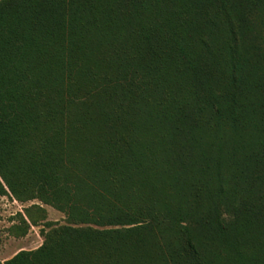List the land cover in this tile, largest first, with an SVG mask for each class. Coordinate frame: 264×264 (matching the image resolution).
Wrapping results in <instances>:
<instances>
[{
	"label": "trees",
	"instance_id": "16d2710c",
	"mask_svg": "<svg viewBox=\"0 0 264 264\" xmlns=\"http://www.w3.org/2000/svg\"><path fill=\"white\" fill-rule=\"evenodd\" d=\"M179 1L189 15L164 51L154 23L143 49L107 58L119 5L0 0V196L40 198L71 223L0 264H127L157 226L166 264H264L247 237L264 229V0ZM160 176L177 199L161 218L148 195ZM215 230L212 252L198 240Z\"/></svg>",
	"mask_w": 264,
	"mask_h": 264
},
{
	"label": "rangeland",
	"instance_id": "374dc122",
	"mask_svg": "<svg viewBox=\"0 0 264 264\" xmlns=\"http://www.w3.org/2000/svg\"><path fill=\"white\" fill-rule=\"evenodd\" d=\"M99 1L104 6H107L108 4L115 5L116 10L117 5H119L118 10L120 12L122 11L121 14H109L111 15V18H114L119 22V28L117 29L118 32L113 34V36L110 34L107 35L105 37L106 39H103L101 42V49L103 50L97 51L98 55H103V57L107 58L113 50L114 45L120 44L121 47H128L129 45L131 47L128 48H134L136 46L138 47L139 43L140 47L143 49L146 39H144V36H141L142 26L147 27L148 31H150L151 28H153L154 23L157 26L155 29L156 46L158 49L164 51V47H167L168 39L171 36L170 28L172 29L173 27L172 30L180 32L182 30L181 24L187 20L189 15L184 12L183 4L179 0H160V6H156L152 3L153 7L151 6V0H135L137 9H134L130 0ZM121 4L124 6L123 9L121 8ZM180 9H182L183 12L180 11ZM168 20H170L171 23H168ZM201 27L202 25H199V22L197 21L192 24V30L194 32L200 31L199 28ZM96 29L97 31H109L102 27L99 28V26H97ZM196 44H198L197 40H194V43L191 45L193 47H198ZM260 74L263 75L262 72H260ZM176 77L177 72L175 71V88ZM175 93H177L176 89ZM161 130L163 129H156L153 133H162L163 131ZM158 178L157 187L153 190L154 193H149L148 195L156 196L157 202L155 203L154 208L159 212L158 216L161 218L164 214L162 209L163 200L168 202L172 201L175 204L177 199L172 200L170 198L174 191L170 187V183H168L167 179L163 176ZM133 199H131V203L135 202ZM213 208L214 203L205 200L203 208L199 210V213L203 216L207 209ZM197 210L198 209L192 210L194 217L196 213L195 211ZM227 211L228 207L225 204L221 206L219 210L224 218L229 216ZM70 224L68 216L63 211L51 204L45 203L40 198L21 200L11 194L0 196V262H5L6 260L11 259L20 251H30L39 248L44 243L47 233L60 226H68ZM198 224L202 225L204 222L201 221ZM195 227L199 226L195 224ZM200 228L196 231L197 235L202 232V230L200 231ZM253 231L252 234L257 235L259 238L257 237L255 239L251 234L247 235L250 248L260 250L264 244V229H253ZM155 233L156 237L149 238L147 243L142 245L137 243L139 247L135 246L132 249L127 250L125 257L127 264H166V261L164 262L163 260V257L166 255V248L164 246L166 243L164 240L165 237L160 233L159 226H157ZM214 236L210 234L208 239L206 237H199L200 239L198 241L202 244V248H205V245H208L209 250L212 252H215V250H221L222 243L219 242L220 240L217 237L220 239L222 237L217 230H215ZM255 249L251 250L253 251ZM225 254L232 260L235 251L231 248L228 249ZM95 260L96 257L93 258V261ZM226 264H230V261Z\"/></svg>",
	"mask_w": 264,
	"mask_h": 264
}]
</instances>
